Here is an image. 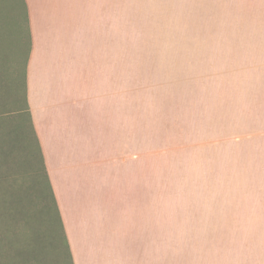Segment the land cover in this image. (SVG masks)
Returning <instances> with one entry per match:
<instances>
[{
  "label": "rangeland",
  "instance_id": "obj_1",
  "mask_svg": "<svg viewBox=\"0 0 264 264\" xmlns=\"http://www.w3.org/2000/svg\"><path fill=\"white\" fill-rule=\"evenodd\" d=\"M27 43L23 0H0V113L24 108L14 81ZM123 56L141 148L150 129L157 248L165 227L172 264L247 255L264 264V0H123ZM14 127L0 129V208L9 216L0 215V235L58 264L40 210L41 157Z\"/></svg>",
  "mask_w": 264,
  "mask_h": 264
},
{
  "label": "crops",
  "instance_id": "obj_2",
  "mask_svg": "<svg viewBox=\"0 0 264 264\" xmlns=\"http://www.w3.org/2000/svg\"><path fill=\"white\" fill-rule=\"evenodd\" d=\"M25 3L27 98L73 264H172L165 227L157 248L150 129L141 148L134 89L125 96L123 0Z\"/></svg>",
  "mask_w": 264,
  "mask_h": 264
},
{
  "label": "trees",
  "instance_id": "obj_3",
  "mask_svg": "<svg viewBox=\"0 0 264 264\" xmlns=\"http://www.w3.org/2000/svg\"><path fill=\"white\" fill-rule=\"evenodd\" d=\"M23 2L26 8V18H27V26H28L27 7H26L25 0H23ZM14 49L16 50L17 54L22 53L16 45ZM30 49H31V40H30V32H29V26H28V43H27L26 56L24 58L23 63H20L21 57L19 56L16 57V55L14 56V58L16 57V62L18 63L17 78H15V81H14V90L15 92L19 94L23 91L24 93L23 97L18 96V99L19 101L24 102V108H18L16 109L15 112H12V114L9 113L8 111L6 113H0V129L8 127L9 124H13L15 126L14 129H16V131H18L19 133H22V135H25L27 133V135L31 137L32 143L33 142L35 143V146H34V143L31 145L33 147L30 150V152L32 151L31 154L33 158H37L36 154L34 153V147H35V150L38 153L39 159L41 157L42 170L44 172L43 173L44 179L42 180V183L44 186L41 185L42 188H40V193H39V196L41 197V202H42L41 203L42 209L40 210L44 212L43 219L47 220V223H49V226H48L49 230L53 232L52 235H49L50 238L47 237L46 245L48 243L54 245L53 247L56 249V252L58 255V264H67L68 262L67 260H69L70 264H73V258L70 252L68 240H67L66 233H65V228L63 225L60 211H59L58 203H57V200H56V197H55V194H54L51 182H50L49 174L45 166L41 145L36 135L35 127H34L31 112H30L29 102L27 98L26 70H27V62L29 59ZM22 64H23V67H22ZM3 144L4 143L0 144V152H1L0 156L3 157L6 162H8L4 157ZM34 177L35 176L32 175L33 179ZM0 215H2L1 217L3 218L9 217L8 214L5 213V209L2 210L1 208H0ZM55 218L58 220V223L61 226L62 234H63L62 238L64 240L63 245L65 247H63L62 243L59 241L57 237V234L55 233V229H54L55 228L54 226ZM1 228L2 226L0 227V229ZM44 237H45V234H44ZM0 242H1L0 243V264H37V263L41 264V262L42 263L46 262L45 258L42 257L43 255H41V259H40L38 251H37V255L33 256L32 259L29 257V254L24 255L22 251V247L19 245V243H17L16 241H13L10 238V236L7 234V232L5 231L1 232ZM7 245H10V246L13 245L16 248V252L13 255L8 254L7 250L10 251V246H7ZM35 248L37 249L36 246ZM10 256H13V257H10Z\"/></svg>",
  "mask_w": 264,
  "mask_h": 264
}]
</instances>
